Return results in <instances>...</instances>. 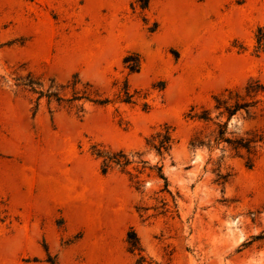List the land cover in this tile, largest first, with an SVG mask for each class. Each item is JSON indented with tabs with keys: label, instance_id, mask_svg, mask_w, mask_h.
I'll use <instances>...</instances> for the list:
<instances>
[{
	"label": "rangeland",
	"instance_id": "obj_1",
	"mask_svg": "<svg viewBox=\"0 0 264 264\" xmlns=\"http://www.w3.org/2000/svg\"><path fill=\"white\" fill-rule=\"evenodd\" d=\"M260 29L264 0H0V264H264Z\"/></svg>",
	"mask_w": 264,
	"mask_h": 264
},
{
	"label": "trees",
	"instance_id": "obj_2",
	"mask_svg": "<svg viewBox=\"0 0 264 264\" xmlns=\"http://www.w3.org/2000/svg\"><path fill=\"white\" fill-rule=\"evenodd\" d=\"M140 2V7L142 10L147 8L148 5V0H139ZM260 36L257 38V48L261 49L264 47V34L262 30H259ZM129 58H125L124 63H128ZM139 70V60L133 65L130 66V71L131 72H137ZM30 86V85H28ZM31 87V86H30ZM245 90L247 92V96L249 97H255L259 93H264V86L259 84L258 82H251L247 84L245 87ZM42 95L41 93H39ZM125 95L127 99L131 98V95L128 94V92H125ZM53 96L52 94H48V97ZM78 98L75 96L73 99H71L70 102L77 101ZM215 106L214 109L219 112V116H225L227 118V121L234 116L238 111L244 110L246 114H248L249 109L253 106V102H235L234 104H228V101L225 99H222V97L215 98ZM95 103L99 105H103L108 102L107 99H102V100H94ZM193 110H191L192 112ZM191 118L201 120V121H210L209 113L208 110H203L201 114H193L191 115ZM219 128L218 131V141H226L228 144H230L231 149L236 153V155L239 158H242L245 160V166L248 169H251L254 167L255 164V147L258 143L257 140H254V138H246V139H240V140H235V141H229V140H224L223 136L225 134V129H226V123L223 124H218L217 125ZM174 144V138L172 135V131L168 127H164L163 133L157 132L155 135L151 136L150 142H148V145L151 149H153L157 154L162 156L164 153H168L171 147ZM194 141L191 143V147H194ZM100 154H98L99 156ZM123 157V155H113V156H103V167H102V173H106L107 170L109 169V164L114 163V164H121L124 166L129 165V162L127 159L124 158V161L120 160V157ZM100 157V156H99ZM160 178L164 180V190L167 188V182L166 179L162 174H160ZM264 238L263 236H256L255 239H262ZM128 243L131 246L132 251L134 250H139V243L138 239L135 236V233L131 230V232L128 234ZM47 262L49 264H57L50 256H48Z\"/></svg>",
	"mask_w": 264,
	"mask_h": 264
}]
</instances>
